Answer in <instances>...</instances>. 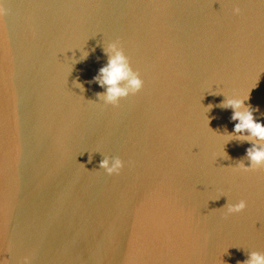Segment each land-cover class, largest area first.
I'll list each match as a JSON object with an SVG mask.
<instances>
[{
	"label": "water",
	"instance_id": "95a60500",
	"mask_svg": "<svg viewBox=\"0 0 264 264\" xmlns=\"http://www.w3.org/2000/svg\"><path fill=\"white\" fill-rule=\"evenodd\" d=\"M117 41L144 85L109 105ZM224 95L264 125V0H0V264L264 253V169H235L252 145L219 138L236 123Z\"/></svg>",
	"mask_w": 264,
	"mask_h": 264
},
{
	"label": "clouds",
	"instance_id": "9594fccd",
	"mask_svg": "<svg viewBox=\"0 0 264 264\" xmlns=\"http://www.w3.org/2000/svg\"><path fill=\"white\" fill-rule=\"evenodd\" d=\"M232 12L233 15H239L241 9L235 7ZM105 53L108 56V63L100 70L98 77V83L105 89V92L99 98L105 104L116 105L122 98L139 92L144 82L139 73L133 71L129 59L118 41L109 43ZM248 98L249 96H225L221 105L225 109H231V119L236 122L231 135L219 136L222 142L227 143L235 138L252 145L246 151L247 166L242 162L234 166L236 170L243 172L264 169V125L257 122L252 110L245 106L244 102ZM223 155L225 154L223 153ZM217 157H222V154L217 153ZM124 166V162L119 157L109 158L105 156L99 165V169L103 170L106 175L112 176L119 175ZM246 207V201L240 200L236 203H228L224 209H226L227 215H233L243 212ZM23 264H31V258L25 257ZM244 264H264V253L250 252Z\"/></svg>",
	"mask_w": 264,
	"mask_h": 264
}]
</instances>
